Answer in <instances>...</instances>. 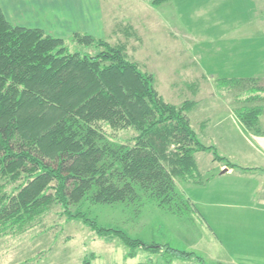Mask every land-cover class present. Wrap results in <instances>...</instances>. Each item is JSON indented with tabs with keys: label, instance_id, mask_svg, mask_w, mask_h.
<instances>
[{
	"label": "trees",
	"instance_id": "trees-1",
	"mask_svg": "<svg viewBox=\"0 0 264 264\" xmlns=\"http://www.w3.org/2000/svg\"><path fill=\"white\" fill-rule=\"evenodd\" d=\"M72 39L96 54L70 52L64 40L41 28L12 24L0 5V238L26 233L59 207L67 222L81 223L98 238L117 239L128 257L140 250L167 264H205L192 252L101 226L85 204L140 206L141 196L188 215L193 204L177 184L203 187L211 178L200 172L195 154L210 153L228 169H256L201 143L188 118L197 102H166L154 75L128 58L125 43L78 32ZM215 86L238 91L234 99L243 105L234 114L250 134L264 135L259 80L219 79ZM128 131L134 136L117 143V134Z\"/></svg>",
	"mask_w": 264,
	"mask_h": 264
},
{
	"label": "rangeland",
	"instance_id": "rangeland-1",
	"mask_svg": "<svg viewBox=\"0 0 264 264\" xmlns=\"http://www.w3.org/2000/svg\"><path fill=\"white\" fill-rule=\"evenodd\" d=\"M32 1L0 0V4L12 24L28 28L40 25L48 35L64 40V45L70 52L96 54L94 47L79 46L73 41L72 34L75 32L102 39L111 45L125 43L128 58L136 62L141 70L154 75L156 88L166 102L178 106L186 100L197 102L188 113V118L199 140L205 146H216L207 126L220 115L218 111L226 108L233 111L243 104L234 99V94L238 91L228 92L225 88L215 86L216 80H205L202 70L195 61L196 58L203 60L202 68L205 73L209 67L220 70L221 64L224 65V58H229L224 53L228 49L247 47L250 49L249 52H252L249 58H254L255 66L264 62V54L257 56V46L264 47V0H254L253 4L250 0H231L226 6H220V2L216 5V0L208 1L207 5V0H175L159 7H152L151 0H92L97 2V6H93L94 9L92 5L89 6L95 11L93 12V15H96L95 19L91 17H85L84 21L74 19L70 26L66 22L56 20L57 16L62 20L69 18L63 11L56 12L60 11V7L45 6L39 11V7ZM35 1H38L37 5L39 3L41 5L46 0ZM59 1L55 0L57 4ZM214 5L215 13L212 12ZM222 22L226 24V28L239 26L243 38L252 42L241 46L237 41L229 43V46L221 45L218 50L216 46L219 45L215 43L219 38L212 30L223 29L225 26ZM262 67L264 66L261 65ZM240 70L225 72L236 74ZM260 72L264 73V70ZM245 74L243 71L240 76ZM254 79L260 82V79ZM260 85L264 86L263 83ZM240 95L245 98L244 93ZM133 136L132 131L118 133L116 142L126 143ZM195 158L204 176H207L204 173L215 168L216 164L224 166L214 162L210 153L200 152L195 154ZM191 188L192 186L181 184H177L176 187L178 192L185 195L189 194ZM141 198L140 196L139 202L142 201L140 206L136 205L137 203L130 206L120 204L102 206L87 202L85 209L101 226L116 227L132 237L149 242V235L146 237L140 235L139 222L135 219L141 216L142 209L156 207V204L153 201L152 204L148 203L145 198ZM71 209L74 210V206H71ZM60 213L59 207H53L41 224L26 233L0 238V264H58L72 254L75 257L83 254L84 260L87 259L90 264H167L163 257L140 250H137L133 257H128V249L117 239L98 238L81 223L67 222ZM153 230L158 241L156 228ZM192 253L197 255L195 252ZM204 256L206 264H212L210 257ZM171 264L196 263L174 260Z\"/></svg>",
	"mask_w": 264,
	"mask_h": 264
},
{
	"label": "crops",
	"instance_id": "crops-1",
	"mask_svg": "<svg viewBox=\"0 0 264 264\" xmlns=\"http://www.w3.org/2000/svg\"><path fill=\"white\" fill-rule=\"evenodd\" d=\"M208 1L215 2V0H207L206 5ZM230 1L216 0V5L220 2V6H226ZM253 1L250 0L252 4ZM33 2L39 7V11L45 6L46 8L47 6L60 7V11L56 12L63 11L69 18L62 20L60 16H57L56 20L66 22L69 26L74 19L84 21L85 17L95 19L96 16L93 15L95 12L93 9L97 6V2L92 0H60L58 4L55 0H46L41 5L36 4L38 1L33 0ZM91 5L94 6L93 9L89 7ZM216 5L213 7V13L216 12ZM2 10L5 11L4 8ZM222 24L225 26L223 29L212 30L219 38V41L215 43L219 45L216 46L218 50L221 45L229 46V43L237 41L241 46L252 42L243 38L239 26L226 28V24L224 22ZM34 27L43 29L40 25ZM249 50L247 47L225 50L224 53L229 58H224V65L221 64L219 68L220 72L218 68L209 67L205 73L202 68L203 60L196 58L195 61L207 81L257 78L264 84V73L260 72L264 70V67L261 68L264 62L255 66L254 58H249L252 53ZM262 54H264V47L257 46V56ZM235 69L241 70L236 74L225 72ZM243 71L246 74L240 76ZM257 105L263 108L260 125L264 131V101ZM218 112L220 115L207 126L213 143L233 163L242 168L256 170L228 169L216 164L215 168L204 173L211 176L206 185L188 190L189 194L186 196L193 204L192 211L188 215L179 216L168 208L151 206L142 209L141 216L135 221L139 222L140 235L142 237L149 235L150 241L147 243L156 241L152 232L155 227L157 243L195 252L203 260L204 255L209 256L212 264H264V135L250 134L230 108ZM83 261V254L77 257L72 254L58 264H83Z\"/></svg>",
	"mask_w": 264,
	"mask_h": 264
}]
</instances>
